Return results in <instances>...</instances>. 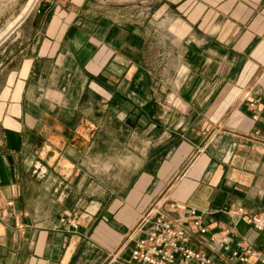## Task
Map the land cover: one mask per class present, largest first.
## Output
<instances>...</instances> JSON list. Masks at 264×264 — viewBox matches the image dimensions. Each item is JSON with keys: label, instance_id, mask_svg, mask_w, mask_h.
Returning <instances> with one entry per match:
<instances>
[{"label": "crops", "instance_id": "obj_1", "mask_svg": "<svg viewBox=\"0 0 264 264\" xmlns=\"http://www.w3.org/2000/svg\"><path fill=\"white\" fill-rule=\"evenodd\" d=\"M10 42L0 264H106L148 210L264 253V0H37Z\"/></svg>", "mask_w": 264, "mask_h": 264}, {"label": "built area", "instance_id": "obj_2", "mask_svg": "<svg viewBox=\"0 0 264 264\" xmlns=\"http://www.w3.org/2000/svg\"><path fill=\"white\" fill-rule=\"evenodd\" d=\"M249 105L253 103L250 101ZM251 117L255 118L256 114L253 113ZM169 207L175 210L173 203H169ZM148 212L140 217L128 233L130 246L125 254L120 256L115 250L109 255L106 264H231L227 258L241 263L252 259V264H264V253L251 247L243 238L219 239L216 245L217 251H220L216 255L209 254L189 243V232L178 218L167 219L156 210ZM186 216L194 230L202 235L206 224L201 213L189 207ZM246 222L256 230L263 226L261 216L255 212L246 217Z\"/></svg>", "mask_w": 264, "mask_h": 264}, {"label": "rangeland", "instance_id": "obj_3", "mask_svg": "<svg viewBox=\"0 0 264 264\" xmlns=\"http://www.w3.org/2000/svg\"><path fill=\"white\" fill-rule=\"evenodd\" d=\"M36 2L37 0H0V50L4 44L10 46V39L18 30L20 19ZM2 53L4 52H0V57Z\"/></svg>", "mask_w": 264, "mask_h": 264}, {"label": "bare ground", "instance_id": "obj_4", "mask_svg": "<svg viewBox=\"0 0 264 264\" xmlns=\"http://www.w3.org/2000/svg\"><path fill=\"white\" fill-rule=\"evenodd\" d=\"M22 16V15H21Z\"/></svg>", "mask_w": 264, "mask_h": 264}]
</instances>
